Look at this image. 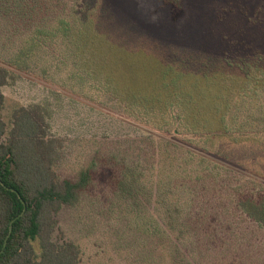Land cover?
<instances>
[{
    "label": "trees",
    "instance_id": "trees-1",
    "mask_svg": "<svg viewBox=\"0 0 264 264\" xmlns=\"http://www.w3.org/2000/svg\"><path fill=\"white\" fill-rule=\"evenodd\" d=\"M74 1L0 0V87L36 65L45 46L59 42L80 60L84 75L87 55L91 56V83H98L93 87L115 99L130 118L153 121L155 131L182 127L184 134L203 143L201 149L194 140L183 144L199 149L201 162L221 160L264 180V137L258 138L264 134V0H215L219 8L215 5L208 13L205 27L193 30L187 29L180 0H160L162 18L153 27L156 32L149 34L151 43L140 45L141 36L138 48L132 49L117 42L118 31L112 36L105 31V20L115 7L100 0L91 18V2L85 0V14L78 19L68 7ZM67 10V18L61 17ZM119 43H124L125 52ZM116 49L124 53L115 54ZM114 59L131 67L136 77L130 86L138 90L132 98L138 100L118 94L120 86L114 82L120 79L113 76L121 74V67L111 64ZM4 105L0 94V264H79L78 246L54 239L56 215L63 207L78 204L93 183L92 173L86 169L76 181L60 179L56 171L60 141L49 134L50 112L44 104L14 107L8 121L2 116ZM112 162L120 167L112 173L113 196L141 195L144 169L119 163L115 157ZM156 174L165 175L160 170ZM152 186L162 192L160 197L173 189L170 181ZM234 205L264 230V195L240 194ZM172 212L179 213L165 209L173 220ZM179 224L185 234V224ZM168 230H174L170 222Z\"/></svg>",
    "mask_w": 264,
    "mask_h": 264
},
{
    "label": "rangeland",
    "instance_id": "rangeland-1",
    "mask_svg": "<svg viewBox=\"0 0 264 264\" xmlns=\"http://www.w3.org/2000/svg\"><path fill=\"white\" fill-rule=\"evenodd\" d=\"M84 1L68 3L75 18L85 14ZM87 1L91 2L92 18L101 2ZM180 1L188 30L205 27L208 13L215 5L219 8L215 0ZM102 2L115 7L104 28L110 36L119 32L115 34L117 42L122 40L131 49L133 45L138 48L135 44L142 36L140 45L151 43L149 34L156 32L153 27L162 18L160 0ZM68 11L61 17L67 18ZM124 43H119L124 46L119 49L125 52ZM43 52L36 65L31 64L26 73L17 74L7 86L0 87L5 97L2 116L8 121L14 107L44 104L50 112L49 134L60 141L56 166L60 179L76 181L80 171L86 169L92 173L93 183L80 195L78 204L63 207L56 215L54 239L78 246L79 264H264V230L234 205L240 194L264 195L263 179L221 160L201 162L198 154L203 143L184 134L182 127L172 125L168 132L155 131L153 121L148 124L130 118L115 99L93 87L98 83H91V56L87 55L84 75L80 60L65 45L58 42L45 46ZM150 60L153 69L157 68L154 59ZM117 64L121 74L113 77L120 80L110 79L120 86L118 94L138 100L132 98L138 90L130 86L136 77L131 67ZM82 80L84 83H80ZM106 90L115 94L113 89ZM193 140L198 143L197 152L183 146ZM113 157L119 163L139 164L144 169L141 195L130 199L113 196L112 173L120 169L112 162ZM158 170L165 175L158 176ZM159 180L173 185L167 197H160L162 192L152 186ZM167 207L179 212L171 213L173 220L165 214ZM169 222L172 231L168 230ZM179 223L185 224V234ZM195 231L200 234L194 235ZM179 233L184 236L179 237Z\"/></svg>",
    "mask_w": 264,
    "mask_h": 264
},
{
    "label": "water",
    "instance_id": "water-1",
    "mask_svg": "<svg viewBox=\"0 0 264 264\" xmlns=\"http://www.w3.org/2000/svg\"><path fill=\"white\" fill-rule=\"evenodd\" d=\"M25 211V210H24ZM24 213V212H23ZM23 213L19 216V217H21L22 215H23ZM16 219H18V218H16ZM15 221V220H14ZM14 221L12 222V223H14ZM12 223H11V226H12ZM9 233H11V228H10V232ZM2 253V251L0 252V254Z\"/></svg>",
    "mask_w": 264,
    "mask_h": 264
}]
</instances>
